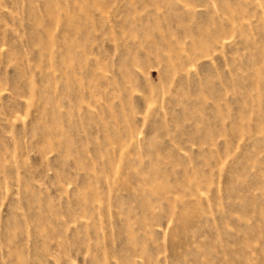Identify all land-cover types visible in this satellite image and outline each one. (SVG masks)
I'll list each match as a JSON object with an SVG mask.
<instances>
[{
  "label": "rangeland",
  "instance_id": "rangeland-1",
  "mask_svg": "<svg viewBox=\"0 0 264 264\" xmlns=\"http://www.w3.org/2000/svg\"><path fill=\"white\" fill-rule=\"evenodd\" d=\"M0 264H264V0H0Z\"/></svg>",
  "mask_w": 264,
  "mask_h": 264
}]
</instances>
